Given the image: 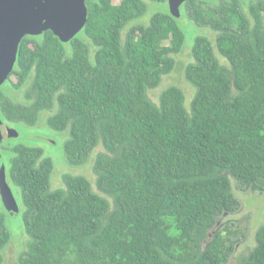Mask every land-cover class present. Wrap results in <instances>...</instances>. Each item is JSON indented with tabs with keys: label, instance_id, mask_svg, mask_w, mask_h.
Returning a JSON list of instances; mask_svg holds the SVG:
<instances>
[{
	"label": "trees",
	"instance_id": "16d2710c",
	"mask_svg": "<svg viewBox=\"0 0 264 264\" xmlns=\"http://www.w3.org/2000/svg\"><path fill=\"white\" fill-rule=\"evenodd\" d=\"M87 7L86 26L68 43L52 31L23 38L0 87L7 125L37 126L50 112L46 125L68 133L70 165L105 150L94 162L98 193L71 173L52 189L54 161L42 147L5 148L29 238L18 264H225L240 239L218 230L240 207L227 174L264 193V0H188L180 18L155 12L147 24L138 23L145 0ZM183 17L215 33L194 39L185 67L196 89L189 110L178 86L158 104L148 97L176 68ZM10 240L0 213V264ZM255 240L240 264H264V223Z\"/></svg>",
	"mask_w": 264,
	"mask_h": 264
},
{
	"label": "rangeland",
	"instance_id": "374dc122",
	"mask_svg": "<svg viewBox=\"0 0 264 264\" xmlns=\"http://www.w3.org/2000/svg\"><path fill=\"white\" fill-rule=\"evenodd\" d=\"M148 4V12L138 21L140 24H147L150 17L155 12H169L168 0L166 2L158 3L150 0H145ZM256 3L259 0H251ZM187 38L183 51L176 55L175 70L163 77L161 84L148 91V97L156 104L159 103L161 93L170 86H178L185 93V106L190 109V104L195 96V88L187 82L185 78V67L188 63L193 61L191 55V48L194 43L196 35H207L214 40L215 33L210 29H198L186 17L181 19ZM220 62L227 66V61L220 57ZM15 97L22 99V93L15 94ZM50 112H44L41 115L40 122L37 126H29L26 124H17L15 127L19 131V136L7 139L2 144V154L5 159L7 171L9 169V156L5 152V148L11 144L24 143L31 146H39L45 150V154L50 156L54 161V170L51 176L52 189L62 188V176L64 173L79 174L85 176L92 184L95 192L97 174L94 171V162L96 155L104 152V148L99 146L94 150L87 161L80 166H72L68 163L65 152L64 143L68 138L67 132L52 131L46 125V119ZM232 181L235 196L240 203V207L236 212L227 213L222 216L218 222V230H225L227 235V228L234 232L240 239L237 240L233 247L231 256L225 264H240V260L247 256L256 245L255 234L257 229L264 223V193L253 192L245 187L239 185L233 177L227 174ZM12 189L17 201V212L10 213L5 208L0 195V213L5 214L7 223L11 232V240L3 250L4 263L3 264H18L19 256L26 249V243L29 238L25 232L23 224L24 205L16 186L12 185ZM99 193V192H98ZM102 195V194H101ZM111 200L110 198H108ZM227 227V228H226ZM240 234V235H238ZM207 241L204 242V245Z\"/></svg>",
	"mask_w": 264,
	"mask_h": 264
},
{
	"label": "water",
	"instance_id": "95a60500",
	"mask_svg": "<svg viewBox=\"0 0 264 264\" xmlns=\"http://www.w3.org/2000/svg\"><path fill=\"white\" fill-rule=\"evenodd\" d=\"M87 1L0 0V87L15 67L23 38L52 31L63 43L70 42L87 24ZM187 1L168 0L170 14L180 18L181 7ZM18 136L19 131L7 125L0 116V195L10 213L17 212V201L8 181L1 145L5 140Z\"/></svg>",
	"mask_w": 264,
	"mask_h": 264
},
{
	"label": "flooded vegetation",
	"instance_id": "af4514ba",
	"mask_svg": "<svg viewBox=\"0 0 264 264\" xmlns=\"http://www.w3.org/2000/svg\"><path fill=\"white\" fill-rule=\"evenodd\" d=\"M10 126V125H9ZM10 127H12V126H10Z\"/></svg>",
	"mask_w": 264,
	"mask_h": 264
}]
</instances>
